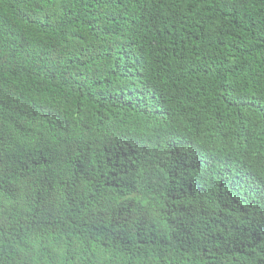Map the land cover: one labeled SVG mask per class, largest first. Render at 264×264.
<instances>
[{
  "label": "trees",
  "instance_id": "1",
  "mask_svg": "<svg viewBox=\"0 0 264 264\" xmlns=\"http://www.w3.org/2000/svg\"><path fill=\"white\" fill-rule=\"evenodd\" d=\"M0 264H264V0H0Z\"/></svg>",
  "mask_w": 264,
  "mask_h": 264
}]
</instances>
